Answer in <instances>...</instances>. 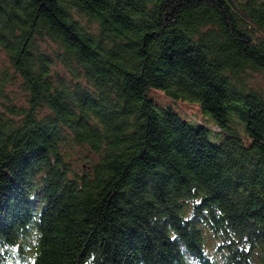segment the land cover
<instances>
[{
    "label": "trees",
    "instance_id": "trees-1",
    "mask_svg": "<svg viewBox=\"0 0 264 264\" xmlns=\"http://www.w3.org/2000/svg\"><path fill=\"white\" fill-rule=\"evenodd\" d=\"M0 49V264H264V0H0Z\"/></svg>",
    "mask_w": 264,
    "mask_h": 264
},
{
    "label": "rangeland",
    "instance_id": "rangeland-1",
    "mask_svg": "<svg viewBox=\"0 0 264 264\" xmlns=\"http://www.w3.org/2000/svg\"><path fill=\"white\" fill-rule=\"evenodd\" d=\"M4 53L0 49V63L4 62ZM60 73H64L63 67L58 64L55 68ZM248 81L251 85L255 87H259L264 92V70H256L250 71ZM13 93L12 95L15 96L16 101L19 104H23V95L20 94L19 91L15 87H9ZM149 96L158 104L163 107H170L175 112H177L182 117H188V119L194 120L197 118L200 121H204V116L199 108V106L195 103L191 102H184V101H174L171 98L167 97L163 92L159 90L152 89L149 91ZM216 128L215 126H213ZM84 150L82 151L78 147H74L72 150L71 157L73 158L74 162L78 165H85L88 163L86 160L87 158L83 154ZM82 153V154H81ZM87 154V152H85Z\"/></svg>",
    "mask_w": 264,
    "mask_h": 264
}]
</instances>
